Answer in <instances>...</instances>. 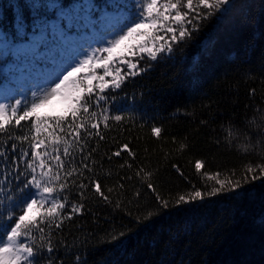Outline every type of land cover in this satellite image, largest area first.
<instances>
[{"label": "trees", "instance_id": "16d2710c", "mask_svg": "<svg viewBox=\"0 0 264 264\" xmlns=\"http://www.w3.org/2000/svg\"><path fill=\"white\" fill-rule=\"evenodd\" d=\"M41 2L0 0L3 43L10 40L11 47L29 39L36 20L47 13L31 7ZM58 2L68 7L76 0ZM227 8L207 21L197 16L194 23L201 27L191 40L157 61L142 60L146 70L125 76L121 89L106 90L112 114L124 119L101 125L105 139L89 141L95 150L85 161L91 167L83 181L88 187L81 197L71 184L68 194L69 203L83 208L60 228L45 227L53 252L41 248L40 264L50 259L51 264H264V179L251 180L246 171L264 167V0H232ZM18 10L24 36L16 33ZM30 123L12 119L0 129V212L12 204L7 193L20 199L19 181L11 177L24 166L21 152H30L29 142L37 137ZM153 127L162 129L159 138ZM123 144L136 153L135 160L127 153L112 155ZM70 151L80 163L79 151ZM197 161L204 165L201 172L239 180L242 187L177 205L180 195L190 198L196 189L206 196V187L214 184L197 172ZM93 180L110 203L95 193ZM156 194L170 207L162 208ZM44 212L46 207L35 217L41 226ZM33 235L36 245L44 243L38 232Z\"/></svg>", "mask_w": 264, "mask_h": 264}, {"label": "snow or ice", "instance_id": "6c2138e0", "mask_svg": "<svg viewBox=\"0 0 264 264\" xmlns=\"http://www.w3.org/2000/svg\"><path fill=\"white\" fill-rule=\"evenodd\" d=\"M229 3L230 0H195V3L194 0H135L136 12L132 19L125 11L129 8L126 0H105L103 4H97L95 0H76L68 7L58 0H50L47 7L57 10V19L43 26L37 21L35 27L41 29L39 36L30 37L27 44L10 47L11 41L7 40L0 46V62H5L0 63V76L9 80H15L17 73L26 71L42 74V63L56 65L59 69L48 75V87L30 106L22 112L18 107L11 109L15 123L19 125L21 121H31L30 127L39 138L33 137L35 142H29L30 152H21L20 159L24 161V166L11 177L19 181L16 193L20 199L15 193H7L5 199L12 202V208L0 212V228L6 235V240L0 243V264H40L41 248L47 246L48 253L53 252L51 237L45 227L51 229L54 224L60 228L64 219H71V213H79L83 208L82 204L69 203L68 194L71 184H76L81 190L78 193L81 197L84 194L82 190L88 187L83 181L85 172L91 171V167L85 161L91 160L95 150L88 147L89 141L96 137L105 139L101 125L107 128L109 121L119 123L124 119L121 114H112L108 105L110 95L106 94V90H119L125 76H134L146 70V66L140 64L142 60L157 61L163 58L160 54H172L175 45L191 40L193 33L199 31L201 25L194 23L197 16L207 21L218 12H227ZM31 7L39 9L41 5L34 3ZM118 25L123 27L117 30ZM15 28L17 35H25L24 17L19 10L15 16ZM48 29L52 31L51 41L46 35ZM97 29L107 31L109 38L91 48L84 58L72 63L71 56L77 51V43L87 39L88 33L96 35ZM168 34L171 35L166 40ZM3 35L0 33V36ZM206 45L207 42L202 46ZM114 64L115 70H110ZM98 70H102V74H98ZM43 72L47 73L48 69L45 68ZM107 77L112 78L111 84ZM58 98L66 102L63 114L42 116L44 111H55L53 102ZM16 104L19 106L20 101L17 100ZM7 111L5 105H0V129L4 127ZM161 131L160 127L152 128L157 138L161 136ZM70 149L79 151L80 163H77ZM122 153L136 159V153L128 144H123L112 155L121 157ZM52 161H55V166ZM203 167L202 162H196L197 172L207 181L214 182L210 188L206 187V196L205 192L193 189L190 198L180 195L177 205L202 201L206 197L242 187L239 180L220 178L219 173L201 172ZM177 171H180L179 168ZM246 171L252 173L251 180L264 179V167L260 168L259 173L252 166ZM137 175H140L139 171ZM77 180L80 181L78 184ZM251 180L245 179V183ZM91 183L95 193L110 203L101 184L96 180ZM147 188L156 193L154 184L148 183ZM155 199L162 208L170 207L163 196L156 194ZM45 207L44 217L47 219L41 226L42 221L35 218L34 212L38 213ZM65 208H69L70 212L63 213ZM34 232L40 234L39 238L44 243L35 244ZM22 238L32 243H25Z\"/></svg>", "mask_w": 264, "mask_h": 264}, {"label": "rangeland", "instance_id": "374dc122", "mask_svg": "<svg viewBox=\"0 0 264 264\" xmlns=\"http://www.w3.org/2000/svg\"><path fill=\"white\" fill-rule=\"evenodd\" d=\"M41 7L38 14H41V12L45 11L46 15H43L39 19L36 20L40 21L41 26L44 24L55 21L57 19L56 12L57 10H49L47 7V4L50 2V0H41ZM232 0H230L231 2ZM126 3L129 5V8H127L125 11L127 12L128 16L132 19L135 18V12L136 9L134 7L135 0H126ZM230 4V3H229ZM227 5L226 7H228ZM51 11V12H50ZM127 22V21H126ZM123 25H118L117 30H119ZM35 32L29 36H39L41 34V29L38 27H34ZM46 35L48 37V40H52V31L51 29H48L46 31ZM80 35V33H78ZM109 38V33L107 31L101 32L99 29H97V34L93 35L91 33H88L87 39H83L79 41L76 45L77 51L72 53L71 61L72 63L77 62L79 59L84 58L86 53L93 47H96L104 42ZM29 39L26 41L21 42L18 45L27 44L29 42ZM4 43L2 42V39L0 37V46H2ZM47 46V45H44ZM43 50V47L42 49ZM5 63V62H0ZM41 72L42 74H37L35 71L32 72H23V73H17V78L15 80H9L7 77L0 76L1 84H0V105H5L8 109V111L5 114V123L6 125L8 122H10L12 119H15L11 115V109L14 107H18L19 110L22 112V110L25 107L30 106L32 102H34L36 99H38L41 94L44 92V90L49 85L48 75L51 73H56L59 71L58 67L53 64H41ZM116 65L114 64L110 70H115ZM48 69L47 73H44V69ZM98 74H102V70H98ZM106 80L111 84L112 78L107 77ZM97 83V82H94ZM20 101V105L17 106L16 101ZM54 105L56 106L55 111H44L41 113V115H48V116H58L63 114V109L66 107V102L62 99H56L54 102ZM12 208V204L10 206V209ZM9 209V210H10ZM38 213L34 212V216L36 217ZM9 224L12 222H8ZM4 240H6V235L3 230L2 239H0V243H2Z\"/></svg>", "mask_w": 264, "mask_h": 264}]
</instances>
